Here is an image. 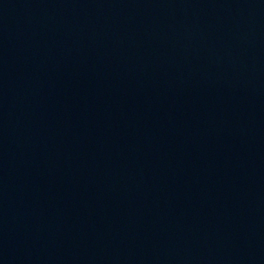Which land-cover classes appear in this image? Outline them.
I'll list each match as a JSON object with an SVG mask.
<instances>
[{
  "label": "water",
  "instance_id": "1",
  "mask_svg": "<svg viewBox=\"0 0 264 264\" xmlns=\"http://www.w3.org/2000/svg\"><path fill=\"white\" fill-rule=\"evenodd\" d=\"M0 264H264V0H0Z\"/></svg>",
  "mask_w": 264,
  "mask_h": 264
}]
</instances>
